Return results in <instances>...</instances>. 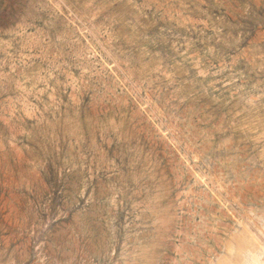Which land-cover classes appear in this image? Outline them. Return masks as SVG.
<instances>
[{"label":"rangeland","instance_id":"rangeland-1","mask_svg":"<svg viewBox=\"0 0 264 264\" xmlns=\"http://www.w3.org/2000/svg\"><path fill=\"white\" fill-rule=\"evenodd\" d=\"M0 264H264V0H0Z\"/></svg>","mask_w":264,"mask_h":264}]
</instances>
